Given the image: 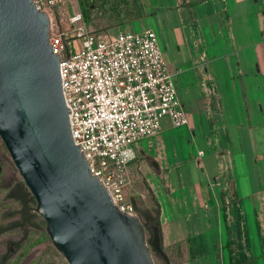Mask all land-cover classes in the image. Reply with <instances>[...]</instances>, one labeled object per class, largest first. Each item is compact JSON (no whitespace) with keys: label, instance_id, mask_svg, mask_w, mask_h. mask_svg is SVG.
Wrapping results in <instances>:
<instances>
[{"label":"crops","instance_id":"obj_1","mask_svg":"<svg viewBox=\"0 0 264 264\" xmlns=\"http://www.w3.org/2000/svg\"><path fill=\"white\" fill-rule=\"evenodd\" d=\"M138 1L168 69L184 68L189 124L135 146L127 175L142 186L126 196L158 210L168 264H226L228 246L264 264V0Z\"/></svg>","mask_w":264,"mask_h":264},{"label":"water","instance_id":"obj_2","mask_svg":"<svg viewBox=\"0 0 264 264\" xmlns=\"http://www.w3.org/2000/svg\"><path fill=\"white\" fill-rule=\"evenodd\" d=\"M49 35L31 0H0V139L52 245L68 264H155L152 251L167 260L157 229L148 239L112 203L74 145Z\"/></svg>","mask_w":264,"mask_h":264},{"label":"built area","instance_id":"obj_3","mask_svg":"<svg viewBox=\"0 0 264 264\" xmlns=\"http://www.w3.org/2000/svg\"><path fill=\"white\" fill-rule=\"evenodd\" d=\"M50 19L49 46L59 57L62 93L73 143L92 175L110 192L122 212L136 215L125 190L127 170L136 160L135 146L155 137L167 119L173 128L189 124L157 34L93 33L80 11L68 18L69 31L54 28L52 15L76 0H31ZM81 40L71 53L69 43ZM202 152L199 153L201 155Z\"/></svg>","mask_w":264,"mask_h":264},{"label":"rangeland","instance_id":"obj_4","mask_svg":"<svg viewBox=\"0 0 264 264\" xmlns=\"http://www.w3.org/2000/svg\"><path fill=\"white\" fill-rule=\"evenodd\" d=\"M80 10L88 29L96 34L105 32L139 34L146 30L143 27V12L138 0H76L66 3L52 15L54 28L60 27L64 31H69L68 18ZM80 48L81 40L70 42L68 46L71 53ZM251 83H260V80L252 78ZM253 91L256 90L253 88ZM181 104L183 105L182 102ZM184 110L186 112L185 107ZM162 126L169 129L184 128H173L167 119L162 120L161 128ZM139 157L140 155L137 159ZM141 186L140 181H129L126 190L128 193L131 190L138 191ZM136 200V216L140 219L141 211L148 202L142 198ZM147 200L152 205L150 197ZM35 209L36 203L0 139V264H68L52 245L45 230L46 224ZM140 220L142 221V218ZM147 238H151L149 231ZM261 241L264 245V236ZM239 249L229 246L226 248L228 256L226 264H250L248 261L245 263L246 255ZM152 258L155 264H165V259L156 256L154 251ZM253 258L251 259L254 260Z\"/></svg>","mask_w":264,"mask_h":264},{"label":"trees","instance_id":"obj_5","mask_svg":"<svg viewBox=\"0 0 264 264\" xmlns=\"http://www.w3.org/2000/svg\"><path fill=\"white\" fill-rule=\"evenodd\" d=\"M158 210L156 211V217L153 218L151 212L148 210L142 211L141 216L143 219V225L145 226L146 230L150 232L151 237L153 236V229L156 228L159 233V223H158ZM156 256H161L160 254L154 252ZM162 257V256H161ZM163 258V257H162ZM259 258H263V255H260ZM245 263H247L248 260H246V257H244ZM248 263H254V260L248 261ZM165 264H168L167 260H165Z\"/></svg>","mask_w":264,"mask_h":264}]
</instances>
